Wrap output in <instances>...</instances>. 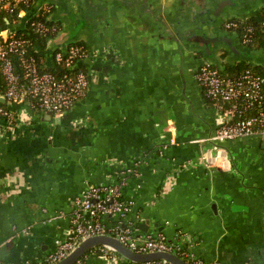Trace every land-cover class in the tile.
Here are the masks:
<instances>
[{
	"label": "crops",
	"instance_id": "0c3cea01",
	"mask_svg": "<svg viewBox=\"0 0 264 264\" xmlns=\"http://www.w3.org/2000/svg\"><path fill=\"white\" fill-rule=\"evenodd\" d=\"M48 6L58 37L88 48L90 83L61 116L9 105L13 123L0 121V264L46 261L74 234L75 199L124 177L136 235L215 264H264V136L210 142L225 117L195 76L205 62L259 64L264 51L226 24L261 15L264 0H34L0 30ZM97 249L77 264H107Z\"/></svg>",
	"mask_w": 264,
	"mask_h": 264
},
{
	"label": "built area",
	"instance_id": "2783aa9c",
	"mask_svg": "<svg viewBox=\"0 0 264 264\" xmlns=\"http://www.w3.org/2000/svg\"><path fill=\"white\" fill-rule=\"evenodd\" d=\"M31 2L32 0H0V17L4 11L14 13L18 7H22L20 16L23 17L26 12L24 8ZM42 9L46 12L53 10L51 6ZM31 25L44 37H58L62 31L57 23L33 21ZM226 26L234 29L238 27V23L232 21ZM262 27L264 31V19ZM253 29V26L246 29L241 38L244 45L252 41ZM10 32L0 30L5 38L0 42V69L5 83H0V121L13 123L15 117L9 105H23L34 112L58 116L70 111L86 95L89 87V77L82 65L89 56L86 45L71 42L66 49L57 48L52 56V64L41 65L35 56L28 54L30 39L10 36ZM53 40L50 37L43 49L48 48ZM16 56L21 61V71L16 68ZM46 66L52 67V70ZM195 76L203 87L205 96L225 117L224 123L212 137L213 140L264 136L263 73L250 67L231 76L223 73L216 65L205 62L197 69ZM226 104L229 105L226 107ZM131 171L132 169H127V172ZM126 185L124 177L113 185H90L84 190L75 199L74 234L64 241L57 240V249L49 254L46 262L63 259L87 237L108 234L118 238L123 245L135 252L168 251L177 254L188 264H215L197 257L179 241L169 242L162 235H136L131 224L126 223V217L131 211V203L122 199V189ZM108 217L115 220L105 222ZM96 248V253L103 256L107 264H119L117 252L105 246ZM126 264L145 263L128 261Z\"/></svg>",
	"mask_w": 264,
	"mask_h": 264
},
{
	"label": "trees",
	"instance_id": "16d2710c",
	"mask_svg": "<svg viewBox=\"0 0 264 264\" xmlns=\"http://www.w3.org/2000/svg\"><path fill=\"white\" fill-rule=\"evenodd\" d=\"M34 6V0H32L31 4L29 6H26L24 9L25 11L28 13L30 12V10L32 11ZM22 9V7H18L16 9V11L14 13H10L9 11H4L0 17V28L4 27L7 24V21L10 22V24H17L21 21L22 17L20 16V10ZM53 10L51 12H46V10L39 8L36 11H34L33 13H30V16L27 19L26 25L19 29V30H15V31H11L10 32V36H22L25 37L27 39H30L31 41V45L28 49V54L29 55H33L36 57V59L38 60V62L41 65H46V57L43 54V48L46 45V42H48V39L50 37H52L53 39H55L57 37V35H48V36H42L40 33L36 32L35 29L32 27L31 23L33 21H43L46 22L48 24H53V23H57L58 25L61 26V24L53 19ZM264 19V13H262L261 15L255 16V17H251L248 20H236V22L238 23V27L234 28V30L237 31V33L240 35V37L242 38L244 33L246 32V29L249 26H253V34H252V41L247 43V46L253 48L254 50H263L264 51V31H263V27H262V21ZM62 27V26H61ZM4 36L0 34V42H2L4 40ZM78 44L82 45V43L77 42ZM14 62L16 65V68L18 71L22 70V65H21V61L19 59L18 56L14 57ZM47 69H51L52 67L50 66H46ZM254 68L255 70H257L258 72H261L264 74V66L262 65H252L250 63L247 62H240L231 66H226V68L222 71L225 74L228 75H238L241 72H243L244 70H246L247 68ZM0 83L5 85L4 83V79L1 73V69H0ZM207 101L210 102V100L207 98ZM211 104V102H210ZM229 104H226L225 106L227 107ZM225 107V108H226ZM119 257H121L124 260H127L125 258H123L122 256H120L118 254Z\"/></svg>",
	"mask_w": 264,
	"mask_h": 264
},
{
	"label": "water",
	"instance_id": "95a60500",
	"mask_svg": "<svg viewBox=\"0 0 264 264\" xmlns=\"http://www.w3.org/2000/svg\"><path fill=\"white\" fill-rule=\"evenodd\" d=\"M72 40H73L72 36H65L61 38L58 37L50 43L51 45H49L47 49L49 53L53 55L55 49L57 48L66 49L67 45L71 43ZM253 55L258 56L261 54L258 52L256 53L253 52ZM262 56L261 58L260 57L256 58L255 61L261 64L263 62ZM2 101L5 102V99H3ZM215 133L216 132H214L211 137H213ZM224 141H217L213 139L210 140V142L214 144H221ZM263 146H264V138H263ZM147 223H149V221H147ZM99 246L108 247L109 249L117 252L120 256L127 259L128 261H132L136 263L166 262L168 264H188L184 259L179 257L177 254L168 251H155V252H146V253L135 252L132 249L123 245L118 238L108 234L90 236L83 239L66 257H64L59 261L56 262L43 261L41 263H36V264H77L81 260V258L85 257L91 250Z\"/></svg>",
	"mask_w": 264,
	"mask_h": 264
},
{
	"label": "flooded vegetation",
	"instance_id": "af4514ba",
	"mask_svg": "<svg viewBox=\"0 0 264 264\" xmlns=\"http://www.w3.org/2000/svg\"><path fill=\"white\" fill-rule=\"evenodd\" d=\"M85 69V68H84ZM85 71H86V69H85ZM86 73L88 74V77H89V73L86 71ZM89 83H90V78H89Z\"/></svg>",
	"mask_w": 264,
	"mask_h": 264
}]
</instances>
